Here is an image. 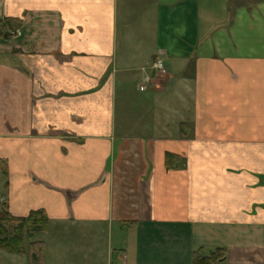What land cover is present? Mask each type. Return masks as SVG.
Returning a JSON list of instances; mask_svg holds the SVG:
<instances>
[{
	"label": "crops",
	"instance_id": "obj_1",
	"mask_svg": "<svg viewBox=\"0 0 264 264\" xmlns=\"http://www.w3.org/2000/svg\"><path fill=\"white\" fill-rule=\"evenodd\" d=\"M2 23L0 203L46 213L44 264H264V0H0Z\"/></svg>",
	"mask_w": 264,
	"mask_h": 264
},
{
	"label": "trees",
	"instance_id": "obj_2",
	"mask_svg": "<svg viewBox=\"0 0 264 264\" xmlns=\"http://www.w3.org/2000/svg\"><path fill=\"white\" fill-rule=\"evenodd\" d=\"M6 24H0V37L8 38L5 34ZM2 178H8V166L5 161L0 160V183ZM48 229L49 219L44 211H35L26 218H17L6 210L4 204L0 203V251L27 256L30 264H44L45 245L31 242L38 235L47 233ZM220 257L221 254L218 253L209 258L196 254L194 264H217Z\"/></svg>",
	"mask_w": 264,
	"mask_h": 264
},
{
	"label": "built area",
	"instance_id": "obj_3",
	"mask_svg": "<svg viewBox=\"0 0 264 264\" xmlns=\"http://www.w3.org/2000/svg\"><path fill=\"white\" fill-rule=\"evenodd\" d=\"M162 55L160 54V56H158V58H156L153 62H152V71L154 74V78H162L168 75L166 66L164 64V61L162 59ZM153 82V78H146L141 86V90L142 91H147L149 89V86L152 84Z\"/></svg>",
	"mask_w": 264,
	"mask_h": 264
},
{
	"label": "rangeland",
	"instance_id": "obj_4",
	"mask_svg": "<svg viewBox=\"0 0 264 264\" xmlns=\"http://www.w3.org/2000/svg\"><path fill=\"white\" fill-rule=\"evenodd\" d=\"M45 235H46V233H45V234H42V235H38L36 238H38V237L40 238L41 236H45ZM44 238H45V237H44ZM56 242H57V241L54 240V245H55ZM48 257H49V258L53 257V256H52V253H50V255H48ZM2 263H4V262H2Z\"/></svg>",
	"mask_w": 264,
	"mask_h": 264
}]
</instances>
